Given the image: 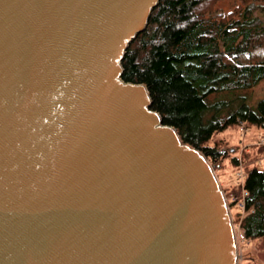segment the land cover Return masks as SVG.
<instances>
[{"label":"water","instance_id":"1","mask_svg":"<svg viewBox=\"0 0 264 264\" xmlns=\"http://www.w3.org/2000/svg\"><path fill=\"white\" fill-rule=\"evenodd\" d=\"M156 1L0 0V264L237 259L205 154L120 78Z\"/></svg>","mask_w":264,"mask_h":264},{"label":"trees","instance_id":"2","mask_svg":"<svg viewBox=\"0 0 264 264\" xmlns=\"http://www.w3.org/2000/svg\"><path fill=\"white\" fill-rule=\"evenodd\" d=\"M121 66L120 78L144 84L149 108L217 171L228 150L209 143L215 132L264 131V97L252 98L264 84V0H157ZM237 186L226 193L230 207L242 205L233 221L243 238L264 244V169L247 168Z\"/></svg>","mask_w":264,"mask_h":264},{"label":"rangeland","instance_id":"3","mask_svg":"<svg viewBox=\"0 0 264 264\" xmlns=\"http://www.w3.org/2000/svg\"><path fill=\"white\" fill-rule=\"evenodd\" d=\"M116 60L114 62H117ZM264 97V84L257 86L252 92V98L259 100ZM250 99L247 102L250 104ZM255 101V102H256ZM216 141L218 146L226 148L227 157L223 160L220 168L215 171L220 191L224 196L225 209L227 211V219L231 222L232 235L237 240L239 256L235 264H264V244L261 239L247 240L243 238L242 230L236 225L233 219L239 209V202L230 207L227 194L231 195V191L237 188L240 184L238 172L242 170L245 173L247 168L256 165L258 168L264 169V131L256 128H246L245 125L233 124L226 127L224 130L215 132L209 143ZM236 156L238 164L235 165L231 157ZM240 182V183H239ZM241 207V206H240Z\"/></svg>","mask_w":264,"mask_h":264},{"label":"bare ground","instance_id":"4","mask_svg":"<svg viewBox=\"0 0 264 264\" xmlns=\"http://www.w3.org/2000/svg\"><path fill=\"white\" fill-rule=\"evenodd\" d=\"M174 132H175V134H176V137H177V139L179 138L177 135V133H176V131L175 130H173ZM179 140V139H178ZM186 146H188V145H186ZM188 147H190V146H188ZM191 148V147H190ZM198 153V152H197ZM200 155V157L204 160V158L202 157V154H199ZM237 240H235V238L233 237V235H232V244H233V249H234V252L236 253V257L238 258V256H239V252H238V246H237V242H236ZM236 263V259H235V261H234V263L233 264H235Z\"/></svg>","mask_w":264,"mask_h":264},{"label":"built area","instance_id":"5","mask_svg":"<svg viewBox=\"0 0 264 264\" xmlns=\"http://www.w3.org/2000/svg\"><path fill=\"white\" fill-rule=\"evenodd\" d=\"M238 177H240V179H241L240 182H242V180H243V173H242V170H240V171L238 172ZM239 205L242 206L240 202H239Z\"/></svg>","mask_w":264,"mask_h":264}]
</instances>
